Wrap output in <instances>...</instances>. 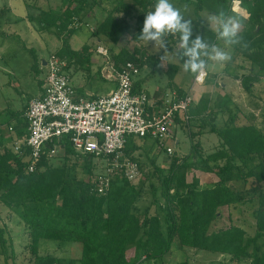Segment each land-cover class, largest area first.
<instances>
[{
	"label": "trees",
	"instance_id": "1",
	"mask_svg": "<svg viewBox=\"0 0 264 264\" xmlns=\"http://www.w3.org/2000/svg\"><path fill=\"white\" fill-rule=\"evenodd\" d=\"M188 1L193 3L196 14L191 18L193 33L199 30V25L203 22L199 13L201 9L215 13L223 8L230 14L234 10L231 8V0ZM155 2L156 0H132L131 3L142 9L135 23L138 28H143L148 8ZM87 4L88 0H68L64 9L59 12L52 9L45 11L38 18L39 29L57 27L56 35L61 37L63 28L74 22L73 19ZM117 4L125 8L129 5L125 0H117ZM241 6L244 9L235 6L237 9L234 11L244 21L241 34L249 47L242 49L234 46V49L257 67L251 74L242 76L243 84L249 89L252 81L264 73V0H241ZM115 9L118 7L115 6ZM113 12H108L99 21L92 34L98 38L105 36L114 44L128 33L130 23ZM71 27L67 29L68 32L75 29ZM206 31L211 36H216L209 29ZM86 49V45L79 49L71 48L66 35L62 37V46L55 53L60 57L69 55L77 62H83L88 59ZM111 57L115 64L132 60L138 67L149 64L153 69H156L159 61V56H152L149 60L141 51H130L125 47H121L117 54L111 52ZM66 60L67 63L70 61ZM176 70V63H170L167 67L169 82ZM138 84L139 81L135 80V90H139ZM173 89L181 95L187 92L179 86ZM209 99V95L203 94L200 102L189 109L188 120L207 111L198 124L202 127L208 125V129L215 132L220 141L214 150L198 159L202 169L217 173V179L205 187L199 186V179L195 176L189 181L186 179L188 169L197 166L192 158L200 155L197 152L199 141L196 140L191 146L193 150L196 149L195 152L180 158L172 153V161L162 173L161 185L165 197V204L161 206L165 211L163 217L148 212L141 215L132 209L141 195L144 180L135 182V178L129 179L123 174L114 173L110 176L108 188L100 193L90 183V178L71 174L66 162L53 164L52 159L56 155L42 154L36 168L28 171L25 156L16 155L9 146L0 150V204L11 208L27 227L33 254L31 264H145L151 259L163 262L164 255L170 251L175 241L182 248L227 253L234 262L248 259V264H264V190L257 194L255 231L252 234H246L245 229L237 224H216L221 215L220 208L236 205L242 199L241 193L235 191L230 184L233 179L241 177L246 181L252 177L257 181H264V132L249 119L235 122L236 119L230 116L222 125L214 120L210 121L208 117L212 111L208 108ZM226 100L215 103L220 106L218 110L226 104ZM177 121L184 125L180 118ZM196 132L198 131H190V136H194ZM149 139L131 136L125 145V152L137 160L139 169L141 166L134 151L141 147L140 142ZM150 140L156 143L154 139ZM61 142L63 153L60 156L83 157L86 160L85 167L92 166V154L75 151L67 136ZM259 156L261 158L256 163L259 171H256L255 164L252 163ZM41 238L78 241L81 243L80 256L64 260L53 253L40 254L38 245ZM0 245L5 258L14 256L12 242L5 236V228L1 224ZM7 246L10 247V254L7 253ZM175 264L189 262L184 259Z\"/></svg>",
	"mask_w": 264,
	"mask_h": 264
},
{
	"label": "rangeland",
	"instance_id": "2",
	"mask_svg": "<svg viewBox=\"0 0 264 264\" xmlns=\"http://www.w3.org/2000/svg\"><path fill=\"white\" fill-rule=\"evenodd\" d=\"M21 1H23V7L25 6V17H29L30 20H34L33 22H31L33 27L40 28L38 18L42 17V13L51 9L53 11L59 12L64 9L65 3H67L68 0H26L27 3H25L24 0ZM125 1L129 3L126 8L122 5L117 4V0H88V4L85 5L83 10L75 17L78 20V27H75L73 22L70 23L68 26H72L71 28L74 27L75 29L68 32V26L66 28H63L61 37L56 35L57 27L52 26L48 28V30H40H42L43 33H50L52 37L58 38L60 42H62V37L67 35L68 41L70 43V38L75 36V38H71V44H76V46L79 45V43H77L78 40L76 41L77 37L75 34L77 33L79 34V39L81 40L80 47H82L83 44H86L87 47H90L89 44H91L92 46V44L100 41L99 43L107 46V48H109V50H111L113 54H117L121 47H125L130 51L133 49H136L137 52L141 51L144 56L147 55L149 57V60L152 58V56L154 57L155 54H159V51H163L162 53L164 54L163 49H156L154 42H149L147 44L138 39V36L142 32V28H138L135 23L137 21L138 15L142 13V9L138 5L133 4L134 2L131 3L132 0ZM171 2L175 6L180 8H183V5L187 4L188 11L185 13V16L190 18H194L196 16L193 3H191L190 1L171 0ZM154 5L148 8L149 10L147 11V13L154 10ZM115 6H117L118 9H115ZM3 9L0 10L3 11ZM112 10L114 11L113 13H115L116 16H118L119 18H124L127 22L130 23L128 33L122 36V38H120L119 41L114 44L105 36H102L103 38H98L97 36L92 34L99 21H101L104 16H106V14ZM17 11L21 13L22 6H19ZM199 12H201V14L206 19L211 14H213L205 8L201 9ZM235 12L236 11L233 10L231 14L238 16L239 14ZM205 22L203 21L202 24L199 25V30L193 33L191 39H195L197 35H200L210 43L217 44L220 47H226L222 40L217 39V36H211V34L207 33L206 30L208 28L206 26L207 23ZM213 27L215 26L213 25ZM212 32L216 34L215 31ZM85 37H91V41L86 43V39L84 40ZM167 40V46L168 48H172L171 51H179L180 41L178 35H169L167 37ZM35 43L36 42H33L32 44ZM169 43L171 46H169ZM226 50L231 52L232 60L223 65L210 61L207 77L205 78L203 83L192 84L191 94L198 95L199 100L203 94L209 95L210 99L208 108L212 111L210 117H208L210 121L214 120L218 125H222L224 121L229 120L230 116H233L236 119L235 122H243L249 119L264 132V73H261L257 77V79H254L252 84L250 85L251 87L247 89V87L243 84L242 76L243 74H251V72H253L251 70L254 68L257 70V67H254L252 62L249 59L245 58L241 52H237V50L234 49V46L228 47L226 48ZM56 51L57 49H51V53H55ZM87 51L88 50H86L85 52ZM95 52L98 53L94 46L93 55L96 57ZM163 54L161 55L163 56ZM44 55L48 56L46 51ZM97 55V59L92 63H95L99 69L105 64V59L104 56H102L100 53H98ZM100 55L102 56V58ZM26 56L31 57V60L33 61L32 53L31 56L30 53L26 54ZM66 57L64 58L66 59ZM69 62L70 61H68V63ZM90 62L91 56H89V60L87 59L83 62L78 61V64L81 65V69L79 70L80 75L84 74V76H86V70L87 72L88 70H91L88 67L91 64ZM236 62H241L243 64L242 67H236ZM161 63L162 62L160 60V66L157 67L158 69L151 71L150 76H147V72L151 70L148 64H144L145 67L144 65H141L139 67V72L135 75V79H140L139 82L142 88L146 87L149 93L155 92V90L164 91L165 93L170 92L171 87L169 85V78L166 71V68L170 63H176L178 67L175 74L176 83L185 89H188V87L191 86L193 75L183 71V61H179L178 59H167L164 61V66H161ZM46 71L47 69L45 62L43 75H45ZM91 75H95L96 78L95 82L92 81V83L94 84L98 82V79L101 78L100 69L97 72L95 68V71L91 73ZM8 80L11 81L10 79L6 78V82ZM30 81H32L35 85L34 80L30 79ZM90 83V80L87 79L86 86L88 87V89H91ZM222 83L225 84L221 85ZM102 84L104 85V87H106L108 85V82L103 81ZM140 84L138 85L140 86ZM17 86L18 88H20L19 85ZM28 86L30 85H27V87ZM23 87L28 93L33 92L26 86ZM11 90L14 92L12 85ZM226 98H228V101L226 100ZM199 100L197 103L200 102ZM223 100H226V104H223L221 109L218 110L220 106H216L215 103L222 102ZM193 105L196 104H194L192 100L190 108H193ZM206 112L207 111H202V115H199L197 118H190L188 121L184 122V125L179 124L182 127L179 126L176 130V136L180 139L178 143L175 142L173 138L167 139L166 145H169L173 148L172 153H174V155H177L180 158L182 156H185L187 153L195 152L196 149L193 150L191 148L192 144L196 142L195 135H192L193 138L190 136L187 126L190 123H192L194 126H198L199 120L204 118ZM8 118L9 115L7 113L0 114V120H5ZM204 128L206 129L204 130V132L205 134H207L206 132L209 131L208 125L203 126L201 130L203 131ZM192 130L196 131L197 129L196 127H194V129L192 128ZM213 135L216 136L215 134ZM211 136V133H209V135H204L205 149L203 148V145L200 144V146L197 148V152L200 155L192 158L193 161L197 162V166L188 169V171L186 172V179L189 181L193 178V176L197 177L200 182V187L209 186L213 184L217 179V173L215 171H207L202 169V164L198 159L199 157L206 155V150H209L216 142V140H218V138H211ZM140 144L141 147L134 151V155L138 158L141 166L139 175L135 177V182H139L140 180L144 181L142 184L141 195L134 203L132 209L137 211L141 215L144 212H148L157 213L161 217H163L165 211L162 210L161 206L165 204V197L163 193V186L161 185L162 173L170 165L173 155L167 153L165 149H160L157 144L150 139L142 141L140 142ZM57 155L52 159L53 164L60 165L63 162H66L68 171L71 174L75 173L77 174V176L83 177L85 179L90 178L93 173L105 171L106 162L102 160V158L92 157L90 159L92 166L85 167L84 163L86 162V160L83 157L77 158L73 155L69 157H62L60 156L61 152H58ZM260 158L261 156L256 157V159L252 163L255 164L254 169L256 171H259V167L256 163ZM152 159H154V162L152 161ZM245 170L246 168L243 169V171ZM230 184L235 191L241 193L242 199L238 201L236 205L224 206L220 208L221 215L217 219L216 224L217 226H227L231 223L237 224L245 229L246 234H252L255 231L254 211L257 206V194L259 191L264 190V181H257L252 177H249L248 179H246V181H243V179L240 177L237 179H233ZM0 224L4 226L5 236L10 239L14 249V256H8V258H5V253L0 251V264H5L6 262L8 264H31L33 262V254L30 250L31 239L28 234L27 227L24 225L19 215L12 211L8 206L0 204ZM1 248L2 246L0 245V250ZM10 252V247L7 246V253L10 254ZM38 252L40 254L53 253L64 260L77 259L81 253V243L74 240H55L49 238H41L39 240ZM184 259H187L189 264L249 263L248 259H242L240 262L231 261L229 258V254L227 253H212L201 249H193L188 247L182 248L180 247L179 243L175 241L172 244L170 251L164 255L163 262L158 259H151L146 261L145 264H175L176 262L182 261Z\"/></svg>",
	"mask_w": 264,
	"mask_h": 264
},
{
	"label": "built area",
	"instance_id": "3",
	"mask_svg": "<svg viewBox=\"0 0 264 264\" xmlns=\"http://www.w3.org/2000/svg\"><path fill=\"white\" fill-rule=\"evenodd\" d=\"M235 6L243 8L241 0H231V8L236 10ZM73 23L77 26V18ZM95 49L104 56L106 76L114 80V87L96 97L77 93L67 60L51 53L46 60L42 91L29 98L25 107L26 130L15 136L9 147L16 155L25 156L26 169L31 171L42 154H62L61 140L67 136L75 151L106 162L104 172L90 176V183L103 193L112 174L129 179L139 175L137 160L124 150L131 136L154 139L160 149L172 154L173 148L166 141L173 136L172 128L180 124L177 118L188 121L193 98L188 90L181 95L173 89L159 104L145 90H135V75L139 72L136 63L125 60L115 64L107 46L98 43ZM207 74L200 79L193 75L192 82L203 83ZM8 128L13 130L12 126Z\"/></svg>",
	"mask_w": 264,
	"mask_h": 264
},
{
	"label": "crops",
	"instance_id": "4",
	"mask_svg": "<svg viewBox=\"0 0 264 264\" xmlns=\"http://www.w3.org/2000/svg\"><path fill=\"white\" fill-rule=\"evenodd\" d=\"M19 6L20 7L22 6L21 13L17 11ZM0 9H3V11L0 10V114L7 113L9 115L8 119L0 120V147H1L0 150H3L6 146H9L10 141L15 136H17L18 134H22V132H25L26 118L24 115V111L27 101L29 98L40 94V92L42 91V84L44 78L43 70L46 59L51 53V49L58 50L62 46V42H60L58 38L52 37L50 33L48 32L43 33V31L40 30L38 27L36 28L33 27L31 22H33L34 20H30L29 17L28 18L25 17V6L23 7V1L0 0ZM199 13L203 18V21L204 22L206 21L205 23H207V19L204 18L201 12ZM206 26L209 30L214 31L213 26H209L208 23L206 24ZM75 35L77 37L76 41L78 40L77 43H79V45L76 46V44L74 45L71 44V38H75V36H73L70 38V46L73 49H78L81 46L80 44L81 40L79 39V34L76 33ZM85 39H86V43L91 41V37H85L84 40ZM33 42L36 43L32 44ZM99 42H96L95 44L97 45ZM19 43H20V47H19ZM95 44H92V46L91 44H89L90 47H87L88 49L86 50L88 51L85 52L88 55V60H89V56H91V62H90L91 64L88 66L91 70H88V72L86 70V76H84V74L82 75L79 74L81 65L78 64L75 58L66 55L70 60V62L67 63L68 66H66L67 71L75 90L79 94H84L91 97H96L100 94L107 93L115 85L114 80L106 76V70L104 69V65L99 68L101 72V78L98 79V82L94 84L92 83V81L95 82L96 78L95 75L92 76L91 73L95 71V68L97 72L99 71L98 66L95 63H92L94 60L97 59L98 56L97 55L98 53L96 52H95L96 57L93 55V49ZM169 46H171L170 43ZM171 49L172 48H168L169 52H171ZM45 51L47 52L48 56L44 55ZM162 52L163 51L161 52L159 51V54H155L156 56H159L158 66H160L159 63L162 56L161 54H163ZM28 53H30V56L31 53L33 54V61L31 60V57L26 56V54ZM67 57L66 59H68ZM242 65L243 64L241 62L235 63V66L238 68H241ZM253 66L255 67V65ZM157 67L156 69H158ZM150 68L151 70L147 72V76L151 75V71L156 70L153 69L152 66H150ZM254 69L251 71H255ZM176 71L171 79V82H169L171 90H173V87L179 86L175 80ZM6 78L10 79L11 81L8 80L7 83ZM30 79L35 81V85L33 84L32 81H30ZM87 79L90 80L91 82L90 83L91 89H88V87L86 86ZM136 79L138 81L140 80L139 78ZM103 81L108 82V85L106 87H104V85L102 84ZM192 84L194 83L191 82V86H189L188 89H186L189 91L190 94H191ZM224 84L225 83H222L221 85ZM11 85L13 86L14 92L11 90ZM17 85H19L20 88H18ZM27 85L30 86L27 87ZM23 86H26L29 90H32L33 92L28 93L27 91H25ZM139 89L145 90L149 94V96L152 99L156 100L159 104L161 103L162 99L169 97L171 93V90L168 93L159 90H155V92L149 93L148 89L146 87L142 88L141 84L139 86ZM192 97H193V103L197 104L199 100L198 99L199 96L194 94L192 95ZM9 126H12L13 130H9L8 128ZM179 126L181 125L177 123L172 128V133H173L172 138L177 143L180 141V139L176 136V130L177 127ZM194 127H196L197 129L196 131H198L195 134V140L199 141L200 144L203 145V148L205 147L204 135H209V133H211L212 135L211 138L213 137L216 139L218 138V140L215 139L216 140L215 143L213 142L214 143L213 146L206 151L209 152L214 150L220 141L218 135L210 130L209 131L207 130L208 132H206L207 134H205L204 132V130H206L205 128L202 131L201 130V128H203L202 126L200 125L194 126L192 123L188 124L187 126V128L189 129V133L190 131H195L192 130V128L194 129ZM213 134H215L216 136H214Z\"/></svg>",
	"mask_w": 264,
	"mask_h": 264
},
{
	"label": "clouds",
	"instance_id": "5",
	"mask_svg": "<svg viewBox=\"0 0 264 264\" xmlns=\"http://www.w3.org/2000/svg\"><path fill=\"white\" fill-rule=\"evenodd\" d=\"M188 5L183 8L175 6L171 0H156L154 10L146 14L140 41L145 43L154 42L156 49H163L161 66L167 59L183 61V71L196 76L197 79L205 76L209 69V62L213 61L223 65L232 60L228 47L239 46L242 49L249 47L248 42L241 34L243 21L237 15L230 14L223 8L207 17L209 26H215L214 31L217 39L222 40L226 47L210 43L200 35L191 39L193 35L192 19L186 18ZM169 35L179 37V51L168 50Z\"/></svg>",
	"mask_w": 264,
	"mask_h": 264
}]
</instances>
